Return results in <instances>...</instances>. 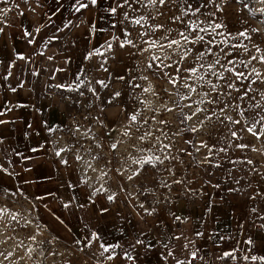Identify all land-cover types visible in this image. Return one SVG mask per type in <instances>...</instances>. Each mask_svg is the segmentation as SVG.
<instances>
[{"label":"rangeland","instance_id":"1","mask_svg":"<svg viewBox=\"0 0 264 264\" xmlns=\"http://www.w3.org/2000/svg\"><path fill=\"white\" fill-rule=\"evenodd\" d=\"M13 3L14 0H0V29L7 24ZM145 4L146 0H128L127 4L125 0L120 1L117 37L113 42L114 50L111 51L110 60L104 61L100 67L95 83L88 77L85 78L76 92L80 97L74 102L70 122L65 130L53 137L49 150L73 159L84 182L94 192L125 194L141 212L155 213L156 210L172 206L178 201L198 202L209 188L214 191L219 187L230 205L249 212L256 208L257 212H252L253 214H264V137L257 140L246 130L250 122L259 119L258 112L264 115V108H249V103L259 101L264 104L260 97V93L264 92V75L252 84L254 91L248 94L249 98L255 99L245 98L241 101L238 97L243 94L249 81L241 83L228 72L225 73L224 80H217L206 72L207 65L217 58L212 53L218 54L220 65H227L228 60L247 62L251 55H257L253 45L264 50V23H261L264 17L252 16L237 0H214L212 3L209 0H167L164 6L147 7ZM217 5L223 10L217 11ZM249 6L261 7L254 2H249ZM197 7L200 8L199 12L194 11ZM140 16H145L147 23H133ZM177 16L181 19L176 20ZM190 21L197 23L199 27L209 28V32L210 25L222 23L226 28L216 31L224 35L190 32L187 27ZM154 25L162 27L153 32ZM253 28L259 29V32H251ZM245 29L251 36L250 40L236 35ZM181 31L186 32L190 38L197 34L203 35L205 42L186 45L181 40L180 49L176 46L172 49L149 48L145 43L156 40L166 44L167 40L162 39L163 37L180 39ZM142 33L146 35H141ZM233 36L236 38L232 39ZM225 39L228 40L227 44L220 43ZM125 40L133 43L121 47ZM209 40L214 42L208 44ZM237 43L247 45L249 51L245 52L243 48L233 49L231 45ZM189 47L192 52L181 60L183 49ZM146 48L148 51H143ZM208 48H211V53L206 52ZM221 49L224 51L221 52ZM198 52H206L199 61L196 59ZM228 52L232 55H225ZM153 55H168L171 59L163 60V64L172 66L158 68L157 64L161 61H152ZM149 64H152L151 68L148 67ZM201 64L204 65L203 68L200 67ZM220 65L216 66L215 71H223ZM227 66H235L246 74L254 66L264 74V64L257 61H253L248 68L239 64ZM193 67L198 69V74L205 76V80H212L220 85L233 82L241 91L238 93L221 87L220 91L230 92L231 98L218 96L208 85L200 87L202 82L185 71ZM169 77L177 79L175 86L169 83ZM98 81H103L104 84ZM186 82L195 86L197 91L190 93L189 99L180 100L179 96L189 95V90L183 86ZM149 85L153 91L144 92L143 89ZM116 92L120 93L118 97L115 96ZM205 92L208 93L207 97L202 96ZM214 97L221 103H207ZM202 98L206 101L204 104L195 103ZM225 101L230 105L239 104L240 109H245L244 117L239 115L240 109L231 107L220 113L219 109L224 107ZM162 105L173 110L168 112ZM197 107L205 111L198 113L191 121L181 123V112L190 115ZM212 109L217 110L221 119L224 115H229L234 120H239L240 124L227 120L221 123L215 117L210 121L205 120L206 115H211ZM137 111L140 112L138 120L132 123L130 116ZM160 120L167 123L160 124ZM201 120H205L203 125L199 123ZM191 127H198L199 131L192 133L186 130ZM259 129L260 125H257V131ZM126 130L129 131L128 136L123 135ZM232 131L237 132V137L231 136ZM146 132L151 135L141 141L139 137ZM202 141L213 149L211 153L208 148L200 147ZM113 143L117 144L115 149L110 147ZM240 143L249 147L237 148L236 145ZM163 145L169 147L164 148ZM252 147L259 151H252ZM220 148H225L226 151H217ZM149 150L164 162L155 166L146 164L142 168L132 162L133 159L149 155ZM165 156L169 158L164 159ZM248 160L252 164H248ZM217 164L219 167L214 166ZM137 169H140V174L129 180L128 177ZM257 193L261 195H256ZM2 208L8 209V214L0 218V264H92V260L98 258L96 255L99 249L87 236L80 233L70 235L69 228L56 223L48 210L40 208L39 203L27 195L13 193L5 180H0V209ZM12 213L17 215L16 220L11 218ZM32 236H35V240L30 239ZM28 248L34 251L28 254ZM8 253L12 255L5 259Z\"/></svg>","mask_w":264,"mask_h":264},{"label":"crops","instance_id":"2","mask_svg":"<svg viewBox=\"0 0 264 264\" xmlns=\"http://www.w3.org/2000/svg\"><path fill=\"white\" fill-rule=\"evenodd\" d=\"M120 1L80 0L88 7L77 12V0H14L0 32V180L48 210L70 235L87 236L99 249L96 257L111 256L112 264H224L231 259L225 252L245 250L264 256V214L230 205L219 187L198 202L178 201L151 215L125 194L94 192L73 159L49 153L80 97L75 85L86 77L95 83L110 60ZM101 245L117 247L104 252Z\"/></svg>","mask_w":264,"mask_h":264},{"label":"snow or ice","instance_id":"3","mask_svg":"<svg viewBox=\"0 0 264 264\" xmlns=\"http://www.w3.org/2000/svg\"><path fill=\"white\" fill-rule=\"evenodd\" d=\"M89 2L92 5H95L97 3V0H89ZM136 2H139V0H136ZM166 2H167V0H146L145 6L146 7L147 6H157V5L164 6L166 4ZM209 2L212 3V2H214V0H209ZM249 2L257 3V4L261 5V7L252 8V7L249 6ZM249 2H245V0H237V3H242L244 9H246L252 16L256 17L257 15H259V16L264 17V0H249ZM77 3L79 4V7H77L75 9L77 12H79L82 8H87L88 7V4L80 3V0H77ZM125 3L127 4L128 0H125ZM216 7H217V11H222L223 10L219 5H217ZM111 11L114 13L116 11V9L113 8V9H111ZM194 11L195 12H199L200 8L197 7V8H195ZM126 18H127V15H126ZM175 19L176 20H180L181 17L177 16V17H175ZM142 22L143 23H147V19H146L145 16H140V17H138L137 19H135L133 21V23L138 24V25H141ZM261 23H264V20H262ZM161 27H162V25H154L153 28H152V31L155 32L157 29H159ZM187 27H188V31H190V32L208 33L209 35L216 34V35L223 36L224 33H217L216 30L217 29H221L222 27L226 28V25H224L222 23H215L213 25H210V29H211L210 32H209V28L199 27V25L197 23L192 22V21L189 22ZM2 31H3V29H0V32H2ZM37 31H39V29H37ZM251 32H254V33L259 32V29L253 28V29H251ZM25 34L26 35H30V33H25ZM125 35H127V33H125ZM141 35H146V33H142ZM236 35L239 36V37H244L247 40L251 39V36H250V34H249L247 29H245L244 31L238 32ZM179 37H180V39H168L167 36L163 37L162 39L167 40L166 44L159 43L156 40L145 41V43L148 44L149 48H157V47H159L161 49H164V48L172 49L173 46H176L177 49H180L181 48V40L186 45H194L197 42H205V37L203 35L197 34V35H195L194 38H190V36L188 34H186V32H184V31L179 32ZM235 38H236L235 36L232 37V39H235ZM213 42L214 41H212V40L207 41L208 44H212ZM29 43H32V41L30 40ZM132 43L133 42L131 40H125V41H123L121 43L120 46L124 47L125 44L131 45ZM220 43L227 44L228 40L227 39L222 40V41H220ZM231 47L233 49L243 48V50L245 52L249 51L248 46L243 44V43L232 44ZM253 47H255V51H256L257 55H251L247 62H245L244 60H239L238 62H235L234 60H228L227 61V65L239 64V65H243L244 68H248L249 65L252 64L253 61H257L260 64H264V50H262L259 46H256V45H253ZM108 48L109 49L111 48V43H108ZM143 51H148V48L143 49ZM223 51H224V49H221V52H223ZM190 52H192V48H190V47L183 49L182 54L180 55V59L184 60ZM206 52L207 53H211L212 52L211 48L206 49ZM206 52H198L196 54V59L198 61L202 60L204 58V56L206 55ZM42 54L43 53H41V55ZM94 54H100V53H99L98 50L96 52H90L85 57V59L91 58V56L94 55ZM212 54L217 56V58L212 63H209L207 65L206 72L208 74L212 75V76H215L217 78V80H224L225 79V73L228 72V73H232L235 76L236 80L240 81L241 83H243V81H249L248 85L246 86L245 90L243 91V94L239 95L238 99L243 101L245 98H249L248 97L249 92L254 91V89L252 88V84H255L257 82V80L260 79L262 77V75H264V74H262L254 66L251 68V71L246 74L244 71L237 70V67H235V66L234 67H228L227 65H220V59L218 57V54H216V53H212ZM225 55H229L230 56V55H232V53L228 52V53H225ZM17 58L18 59H25V57L22 56V55H19ZM48 59L51 60V59H53V57L49 56ZM168 59H171V57H169L168 55H164L163 57L153 55L151 57L152 61H161L160 64H157V67L161 68V69L172 66L171 64H163V60H168ZM174 63H178V62H174ZM217 65H220V67L223 68V71H220V72L215 71V68H216ZM10 67H11V65H10ZM148 67L151 68L152 64H149ZM200 67L203 68L204 65L201 64ZM57 71H62V69H57ZM104 71H107V69L104 68ZM177 71H179V69H177ZM185 71L189 72L191 74V76H195V79L197 81H201L202 82L200 84V87H203L206 84V85H208L210 90L212 92L217 93L218 96L219 95H224V96H227V97L231 98V93L230 92L225 93V92H221L220 91L221 87H226L227 89H232V90H234V91H236L238 93L241 91L240 88H238L236 86V84L233 83V82H228L225 85H220V84L214 83L212 80H205V76L203 74H198V69L196 67H193L191 69H185ZM34 74H36V73H34ZM164 74L168 75L167 73H164ZM9 75H11V72H9ZM251 77H255L256 79H250ZM7 78H8L7 76L4 77V79H7ZM188 78H191V77H188ZM188 78H186V79H188ZM120 79H123V77H120ZM142 79H147V77H142ZM77 80H80L79 76H77ZM82 83H83V81H80V83L75 85V88L78 89L81 86ZM98 83H100L102 85L104 84L103 81H98ZM169 83H171V84H173V86H175L176 83H177V79L175 77H169ZM183 86H184V88L189 90V95L179 96V93H176V95L179 96L180 100L189 99L190 98V93H193V92L197 91V88L195 86H193V85H191V84H189L187 82L184 83ZM55 87H57V88L67 87L68 90H75L71 85L65 86V85H62V84H57V85H55ZM137 87H139V85H137ZM89 90L93 91L92 89H89ZM12 91H16V89L13 88ZM143 91L146 92V93L147 92H152L153 91L152 86L149 85V87L144 88ZM81 94H83V93H81ZM119 95H120L119 92L115 93L116 97H118ZM202 96L207 97L208 93L205 92V93L202 94ZM260 97H261V100H264V92L260 93ZM249 99L250 100H254L255 98L254 97H250ZM205 102L206 101L202 98V99L196 101L195 103L204 104ZM141 103H144V102L141 101ZM207 103H209V104H220L221 101L214 97L212 99H209L207 101ZM186 106L187 107H191V105H186ZM162 107L165 108V110L168 111V112H171L173 110L172 108H167L166 105H162ZM230 107L234 108V109H240V105L239 104H231L230 105V104H228L227 101H225L224 102V107L220 108L219 112L220 113H224L226 111V109H228ZM249 108L262 109V108H264V104H261L259 101H257L254 104L253 103H249ZM202 111H205V110L200 108V107H197L195 112L191 113L190 115H187V114H184L183 112H181V115L183 116V120L181 121V123H183V121H185V120L191 121L194 116H196L198 113H200ZM245 111H246L245 109H240L239 115L241 117H244ZM139 115H140L139 111H137L135 114H132L130 116V121L132 123H136L137 120H138V116ZM257 115L259 116V119H255L253 122H250V126H248L246 130H247L248 133H250L252 136H254L257 140H260L261 137H264V115H261L259 112L257 113ZM213 117H215L221 123H223V120H227V121H229V122H231L233 124H240L239 120H234L233 117L229 116V115H224L223 119H221V117L217 114V110L216 109H212L211 110V115H206L205 116V120H209L210 121V120L213 119ZM153 119H155V118L153 117ZM205 120H201V121H199V123L201 125H203ZM0 123H4V121H0ZM159 123L160 124H166L167 122L164 121V120H160ZM246 123H248V122L246 121ZM257 125H260L259 131H257ZM182 130H184V129H182ZM186 130L190 131L192 133H196V132L199 131V128L198 127H191V128L186 129ZM123 135L128 136L129 135V131H127V130L124 131ZM149 135H151V133H147L146 132L145 135L139 137V139L141 141H143ZM231 136L234 137V138L237 137V132L236 131H232L231 132ZM157 139H159V138H157ZM185 142L186 143H192L191 141H185ZM110 147L112 149H115L117 147V144L113 143V144L110 145ZM163 147L164 148H168L169 145H163ZM200 147L208 148L209 153H211L213 151V149L208 147L207 143L204 142V141L201 142ZM236 147L240 148V149H244V148L249 147V145L240 143V144H237ZM198 150H199V148H197V151ZM61 151H64V149H61ZM217 151L225 152L226 149L225 148H220ZM252 151H259V149L255 148V147H252ZM56 154L59 156L60 152H57ZM168 158H169L168 156L164 157V159H168ZM77 159H80V157L77 156ZM93 159H96V157H93ZM205 159H207V157ZM132 162L134 164H139L141 166V168H142L146 164H151V165L155 166L157 163L162 164L164 161L161 160L159 156L152 155L151 154V150H149V155L141 157L140 159H133ZM65 163H66V161H65ZM233 163H236V161H233ZM247 163L248 164H252V161L248 160ZM214 166L219 167V164L214 165ZM169 171H171V169H169ZM139 174H140V169H137V171L133 172L132 175H130L128 177V179L131 180V179H133L134 176H137ZM176 182L179 183L180 181H176ZM237 183H239V181H237ZM256 195H261V194L257 193ZM252 198L255 199V196H253ZM108 199L112 200L113 197L109 196ZM141 207H143V205H141ZM251 211L255 213V212H257V209L253 208V209H251ZM6 214H8V209H6V208L0 209V218H2ZM149 214H151V213H149ZM11 218L13 220H16L17 219V215L15 213H12L11 214ZM261 218L264 219V217H261ZM176 219L179 220L180 217H176ZM38 227H39V225H38ZM261 227H264V225H261ZM93 238H96L95 233H93ZM30 239L35 240V236L30 237ZM177 239H179V237H177ZM138 243H139V241H138ZM246 243L251 244L252 241L249 240V241H246ZM101 247L103 248L104 252H108L109 251V247H113L114 248V247H117V245H111L109 247H105L104 245H101ZM33 251H34V249H32V248H28L27 249V253L28 254H31ZM0 254H2V253H0ZM169 254L171 255V253H169ZM11 255H12V253H8V256H5V259H8V257H10ZM191 255H192L193 258L196 257V253L195 252H193ZM224 257H232L233 259H236V257H235L233 252H225L224 253ZM221 258H223V257H221ZM108 259H112V257L109 256ZM243 259L246 260V261L251 259L253 262L260 261L261 264H264V256L252 255L250 258L248 256H244ZM177 264H187V262L186 261H178Z\"/></svg>","mask_w":264,"mask_h":264},{"label":"built area","instance_id":"4","mask_svg":"<svg viewBox=\"0 0 264 264\" xmlns=\"http://www.w3.org/2000/svg\"><path fill=\"white\" fill-rule=\"evenodd\" d=\"M49 153H52L53 156L56 155V152H54V151L52 152L51 150H49ZM110 203H113V201L110 200ZM233 253H234L236 259H233L231 257V259L228 262H225L224 264H261L260 261L253 262L251 259H249L247 261L243 259L244 256H248L250 258L253 255L251 253V251H249V250H245L243 252L234 251ZM108 257L109 256H104V257L94 259V260H92V264H112L113 263L112 259H108ZM198 258H199V256H198V254H196V257L193 259L194 263L198 260Z\"/></svg>","mask_w":264,"mask_h":264}]
</instances>
